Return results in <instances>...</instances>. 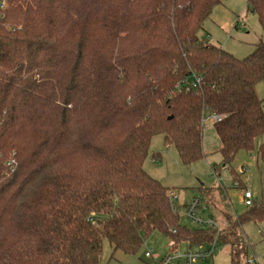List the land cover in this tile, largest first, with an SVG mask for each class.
<instances>
[{
	"label": "trees",
	"instance_id": "16d2710c",
	"mask_svg": "<svg viewBox=\"0 0 264 264\" xmlns=\"http://www.w3.org/2000/svg\"><path fill=\"white\" fill-rule=\"evenodd\" d=\"M225 0H9L0 18V264H102L104 240L139 252L154 231L172 247L231 246L264 221L262 195L227 229L181 221L145 169L162 134L183 165L205 157L204 116L235 180L264 134V40L245 57L201 37ZM264 28V0H247ZM201 77L200 88H176ZM258 155L264 160V141Z\"/></svg>",
	"mask_w": 264,
	"mask_h": 264
},
{
	"label": "rangeland",
	"instance_id": "374dc122",
	"mask_svg": "<svg viewBox=\"0 0 264 264\" xmlns=\"http://www.w3.org/2000/svg\"><path fill=\"white\" fill-rule=\"evenodd\" d=\"M211 33V42L220 44L237 57L249 55L255 45L264 40V28L258 16L248 10L247 0H225L217 5L211 17L205 22L201 37L207 38ZM259 96L264 100V81L257 85ZM264 107V103H263ZM214 119L206 117L204 127L205 157L192 165L182 164L174 145H166L162 134L156 135L145 160V169L153 177L168 186L175 197L177 212L182 223L196 227H210L206 223L198 224L189 220L184 211L194 197L201 200L197 213L205 220L213 217L218 228L216 233L229 227L230 218L234 220L245 212L247 206L242 199V193L247 188L255 198L262 195V177L264 160L260 159L258 150L264 141V134L256 139L252 152L242 150L237 155L234 167L241 177L236 180L228 168L222 166V155L219 151L220 139L214 128ZM246 170L241 173V170ZM242 242L248 247L244 260L255 256L259 264H264V221L258 224L246 223L241 230ZM213 244L201 247L202 250L212 249ZM200 247H190L182 243L172 247L165 234L154 231L145 240L144 245L135 254H126L121 250L115 251L108 239L104 240L102 264H162L165 257L174 250L184 253L189 249L198 250ZM151 252V256H146ZM244 261V263H245ZM170 264H185L183 257L173 260ZM194 264H232L231 246L218 244L214 254L199 259Z\"/></svg>",
	"mask_w": 264,
	"mask_h": 264
},
{
	"label": "built area",
	"instance_id": "2783aa9c",
	"mask_svg": "<svg viewBox=\"0 0 264 264\" xmlns=\"http://www.w3.org/2000/svg\"><path fill=\"white\" fill-rule=\"evenodd\" d=\"M9 6V0H0V18H3L5 16V12ZM202 84L201 77L197 75H193L191 80L184 79L180 80L176 83V88H182L185 87L187 90H193L200 88ZM210 116L214 119V122L221 120L222 116L216 113H207L204 116V123L206 120V117ZM246 170V168L241 170V173H243ZM238 182L236 181V185ZM171 199L173 200L175 204V197L173 195V192H170ZM242 199L244 204L248 207L253 205L255 200L254 193L249 190L245 189L242 193ZM201 200L199 197H194L192 201L186 206L184 215L191 221L198 223V224H207L211 228H218L216 221L213 218H209L208 220H205L204 217L197 213L198 208L200 207ZM175 209L176 205H175ZM218 241L215 240L213 243L212 249L202 250L201 247L198 250L189 249L185 251L184 253H179L178 251L174 250L172 253L168 254L165 259L163 260L162 264H170L173 260L177 258L183 257L185 259V264H194L199 259H204L209 256H212L214 254V251L218 245ZM146 256H151V252H147ZM245 264H259L258 259L255 256L248 257L245 261Z\"/></svg>",
	"mask_w": 264,
	"mask_h": 264
},
{
	"label": "crops",
	"instance_id": "0c3cea01",
	"mask_svg": "<svg viewBox=\"0 0 264 264\" xmlns=\"http://www.w3.org/2000/svg\"><path fill=\"white\" fill-rule=\"evenodd\" d=\"M209 38H211V33H208V37H207V39H209ZM209 41H211L210 39H209ZM220 45V44H219ZM214 125V124H213ZM203 148H204V136H203ZM185 206H187V205H185ZM211 218H213V217H211ZM214 219V218H213Z\"/></svg>",
	"mask_w": 264,
	"mask_h": 264
}]
</instances>
